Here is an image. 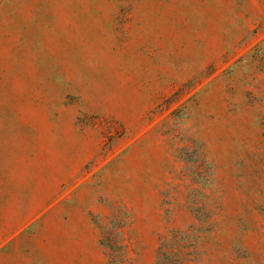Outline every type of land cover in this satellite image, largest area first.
<instances>
[{"label": "rangeland", "instance_id": "rangeland-1", "mask_svg": "<svg viewBox=\"0 0 264 264\" xmlns=\"http://www.w3.org/2000/svg\"><path fill=\"white\" fill-rule=\"evenodd\" d=\"M42 178L50 264H264V0H0V216Z\"/></svg>", "mask_w": 264, "mask_h": 264}, {"label": "crops", "instance_id": "crops-1", "mask_svg": "<svg viewBox=\"0 0 264 264\" xmlns=\"http://www.w3.org/2000/svg\"><path fill=\"white\" fill-rule=\"evenodd\" d=\"M46 180V181H45ZM49 182V178L38 180L37 185L29 187L25 195H19L13 200L12 208L5 210L8 215L0 216V260L2 263L10 256V251L17 253L15 264H50L47 261L45 250L33 252L32 255L25 248L27 245L26 236L30 235V225L35 222L42 212L49 209L53 204L54 189ZM13 246V248H11Z\"/></svg>", "mask_w": 264, "mask_h": 264}, {"label": "trees", "instance_id": "trees-1", "mask_svg": "<svg viewBox=\"0 0 264 264\" xmlns=\"http://www.w3.org/2000/svg\"><path fill=\"white\" fill-rule=\"evenodd\" d=\"M102 244H103V245H106V243H105V239H103ZM161 250H162V249H161ZM121 257H122V256H119V257H118V256H117V257L114 256V257H113L114 262H115V261H118L119 259H121Z\"/></svg>", "mask_w": 264, "mask_h": 264}]
</instances>
